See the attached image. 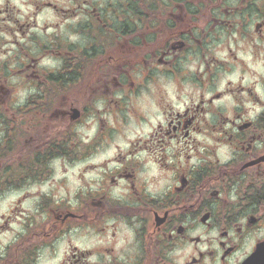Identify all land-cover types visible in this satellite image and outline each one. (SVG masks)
<instances>
[{"label": "flooded vegetation", "instance_id": "1", "mask_svg": "<svg viewBox=\"0 0 264 264\" xmlns=\"http://www.w3.org/2000/svg\"><path fill=\"white\" fill-rule=\"evenodd\" d=\"M239 3L0 0V264H264V101L253 117L225 113L224 91L173 107L155 86L159 120L74 206L54 197L63 180L46 188L75 152L65 120L80 125L87 103L134 94L131 68L212 72L206 45L226 28L224 5L238 16ZM247 8L264 35V0ZM80 70L102 74L65 80ZM76 88L71 101L64 93ZM176 92L181 100L182 81ZM208 115L222 124L203 128Z\"/></svg>", "mask_w": 264, "mask_h": 264}, {"label": "rangeland", "instance_id": "2", "mask_svg": "<svg viewBox=\"0 0 264 264\" xmlns=\"http://www.w3.org/2000/svg\"><path fill=\"white\" fill-rule=\"evenodd\" d=\"M249 1L240 0L238 16L233 12L231 4L224 5L223 17L226 19V28L217 34V40L206 45L208 50L206 59L214 63L212 72H207V80L204 79L207 73H202L203 77H200L198 73L190 70L184 79L167 74L157 76L151 72L152 69H144L145 72L142 74L140 68H131L126 75L128 81L137 82L136 87H132L135 89L134 94L127 91L115 95L113 92L111 94L113 101L108 104L99 100L85 102L90 110L87 111L80 125L73 123L71 125L68 121H64V145L68 146V151L75 152L73 157L68 156L64 159L61 167H53L48 174V183L53 182L46 187L49 192H53L56 182L63 180L62 194H56L54 196L56 200L63 196V201L68 206L72 204L74 206L75 192L89 186L88 184H93L95 180L100 181L108 171L107 162L120 157L127 145L139 143L140 139L148 135L159 120L155 107V100L158 98L155 86L162 92L165 101L173 107L181 105L179 103L183 101L190 103V98L198 100L202 94L210 98L216 91H224L223 100L216 104L218 106L222 104L225 113L236 109L237 112L253 117L263 111L264 35L261 36L254 30V21H258L260 14L257 9L247 8ZM251 11H255L253 17L250 15ZM130 56L128 55L127 58ZM115 59L113 57L112 60ZM189 65L194 66H190L194 71L197 60L191 61ZM89 71L64 73L65 80L73 81L79 77V80L88 82L91 72L96 76L102 74ZM178 81H182L184 86L181 100L177 99ZM193 81H196L197 85H194ZM242 88L245 91H241ZM82 89H70L67 91L68 94L64 93V95L71 96V101H78L79 98H76L77 94L74 90L80 92ZM230 89H234V92L230 93ZM22 92L24 94L25 90ZM258 97L261 99L259 103ZM118 101L121 102V110L116 107ZM77 104L81 103L77 102ZM215 124L219 127L222 121L214 120L208 115L207 122L203 121L202 126L211 129ZM104 128L108 130L103 132ZM108 166L113 169L115 164L110 163Z\"/></svg>", "mask_w": 264, "mask_h": 264}, {"label": "water", "instance_id": "3", "mask_svg": "<svg viewBox=\"0 0 264 264\" xmlns=\"http://www.w3.org/2000/svg\"><path fill=\"white\" fill-rule=\"evenodd\" d=\"M73 110H74V113H73L72 118H73V119H76V118L79 116L80 111H79L78 109H73Z\"/></svg>", "mask_w": 264, "mask_h": 264}]
</instances>
